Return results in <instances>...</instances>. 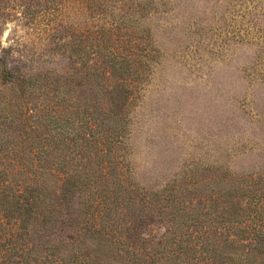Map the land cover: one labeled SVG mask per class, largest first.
<instances>
[{
	"label": "trees",
	"instance_id": "trees-1",
	"mask_svg": "<svg viewBox=\"0 0 264 264\" xmlns=\"http://www.w3.org/2000/svg\"><path fill=\"white\" fill-rule=\"evenodd\" d=\"M87 1L103 19L119 1L122 19L91 28L88 43L73 32L84 60L71 74L36 70L0 41V264H264V172L133 182L128 112L157 58L136 14L145 6ZM16 3L27 22L46 11L0 0V35Z\"/></svg>",
	"mask_w": 264,
	"mask_h": 264
},
{
	"label": "rangeland",
	"instance_id": "rangeland-1",
	"mask_svg": "<svg viewBox=\"0 0 264 264\" xmlns=\"http://www.w3.org/2000/svg\"><path fill=\"white\" fill-rule=\"evenodd\" d=\"M47 1L35 23L16 3L0 41L26 63L39 61L36 70L71 74L84 60L69 47L73 32L88 43L91 28L120 18L119 1L104 19L87 0ZM142 2L136 14L157 58L128 112L121 153L133 182L162 190L206 167L214 174L223 166L234 177L264 172V0Z\"/></svg>",
	"mask_w": 264,
	"mask_h": 264
}]
</instances>
